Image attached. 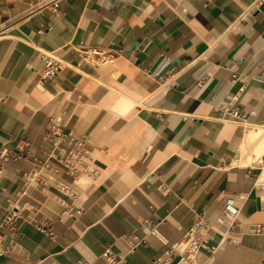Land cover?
<instances>
[{"label": "crops", "instance_id": "1", "mask_svg": "<svg viewBox=\"0 0 264 264\" xmlns=\"http://www.w3.org/2000/svg\"><path fill=\"white\" fill-rule=\"evenodd\" d=\"M40 0H0V148L21 144L39 158L49 118L87 139L98 177L74 180L55 159L56 177L76 193L29 188L13 252L0 264H108L110 244L130 264H153L196 217L209 223V256L197 264L264 262V207L255 189L264 162V0H60L61 15ZM98 48L108 61L84 51ZM62 69L45 78L41 52ZM206 80L204 85L200 82ZM240 110L229 118L222 106ZM30 166L0 158V221ZM168 191L164 193L163 191ZM240 208L222 240L219 218ZM47 220L56 239L36 230ZM151 220L165 243L141 227ZM145 239L130 253L128 239Z\"/></svg>", "mask_w": 264, "mask_h": 264}, {"label": "built area", "instance_id": "2", "mask_svg": "<svg viewBox=\"0 0 264 264\" xmlns=\"http://www.w3.org/2000/svg\"><path fill=\"white\" fill-rule=\"evenodd\" d=\"M60 0H40L28 15L38 9L48 7L52 10L55 16H59L62 10L59 5ZM85 56H93L100 61H108L111 55L106 52L93 48L84 51ZM41 59L45 65L43 75L45 78L53 79L62 69V62L58 60L56 55L44 50L41 52ZM264 79V75L259 76ZM206 80L200 82L204 85ZM222 111L229 115V118L240 120L241 114L238 108L233 107L231 103L222 106ZM67 121L60 114H52L49 118L48 131L42 142V155L44 158H39L29 152L25 145L21 144L16 150H9L5 145L0 148V158L2 161L17 162L21 159H29L30 166L23 172V186L16 196L8 199V211L0 221V256H6L13 252L14 244L4 246L5 233L4 230L9 228L12 232H16L15 222L22 216L25 205L19 203V199L28 194L29 188H38L43 191L47 190L50 185L75 195V191L70 189L66 183L56 177L57 169L52 164V159L60 162L67 174L79 181L95 180L100 171L95 166L90 150L86 146L87 139L83 136H76L66 130ZM260 176L255 182V189L259 197L262 207H264V162H261ZM165 189L163 192L166 193ZM240 208L234 204V200L229 198L226 207L221 212L219 218L227 225V230L222 235V240L231 244L237 245L239 239L234 235L233 229L237 226V218ZM37 231L49 236L51 239H56L57 235L54 227L47 220H39L34 223ZM141 227L146 228L149 233L158 236L165 243V240L157 229L156 224L151 220L142 222ZM209 223L201 216L195 218L192 226L186 230L182 238L169 246V248L158 258L153 259V264H197L199 253L201 250H206L209 256L216 253L217 247L211 246L208 243L207 230ZM264 227L260 224L252 226L251 232L255 234L263 233ZM130 244V253L134 252L137 246L141 243H146L145 239H140L132 236L128 239ZM101 257L108 264H130L125 255L117 253L110 244L103 249ZM78 264H90L89 262L80 260ZM259 264H264L261 262Z\"/></svg>", "mask_w": 264, "mask_h": 264}, {"label": "bare ground", "instance_id": "3", "mask_svg": "<svg viewBox=\"0 0 264 264\" xmlns=\"http://www.w3.org/2000/svg\"><path fill=\"white\" fill-rule=\"evenodd\" d=\"M262 133H264V129H258V131H257V134H259L258 136H260Z\"/></svg>", "mask_w": 264, "mask_h": 264}]
</instances>
